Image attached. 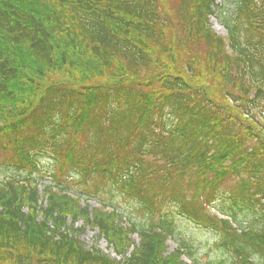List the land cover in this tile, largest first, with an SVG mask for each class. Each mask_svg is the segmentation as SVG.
I'll list each match as a JSON object with an SVG mask.
<instances>
[{"label":"trees","instance_id":"16d2710c","mask_svg":"<svg viewBox=\"0 0 264 264\" xmlns=\"http://www.w3.org/2000/svg\"><path fill=\"white\" fill-rule=\"evenodd\" d=\"M230 1L219 36L215 0H0V264H264V0Z\"/></svg>","mask_w":264,"mask_h":264},{"label":"rangeland","instance_id":"374dc122","mask_svg":"<svg viewBox=\"0 0 264 264\" xmlns=\"http://www.w3.org/2000/svg\"><path fill=\"white\" fill-rule=\"evenodd\" d=\"M171 0H168L170 2ZM215 3L221 7L218 11L214 13L213 16H211L210 19V26L215 31L217 35L225 36L226 30L223 29V26L220 23V20L218 18L219 12L222 11V15L227 14L230 15L231 10L233 9L231 1L230 0H215ZM166 4V3H165ZM168 5V4H166ZM40 189V188H39ZM42 191V189H41ZM91 207H95V202H91ZM119 208L123 209V205L121 204ZM211 212H214L211 210ZM77 225H80L78 223ZM86 232L83 234L82 241L86 243V245L89 248L96 247L100 248L103 252L108 253L114 258L113 251L111 249L107 248V244L105 241L98 240L97 239V232L91 231L90 229H86ZM181 237L184 238L185 242L192 244L198 248V252L201 259V262L205 263L208 257L212 255V251L209 249L207 250L204 245L206 242H208L211 239V236L208 235V233H205L202 230L199 229H193L190 226H187L185 228L181 227ZM132 239L135 241V244L139 243V240L136 238V236H133ZM169 251H174L176 247V243L174 241L167 242Z\"/></svg>","mask_w":264,"mask_h":264}]
</instances>
